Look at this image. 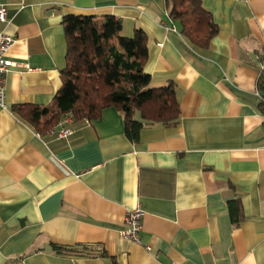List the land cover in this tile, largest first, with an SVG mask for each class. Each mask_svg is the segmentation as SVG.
I'll list each match as a JSON object with an SVG mask.
<instances>
[{
    "label": "crops",
    "instance_id": "crops-1",
    "mask_svg": "<svg viewBox=\"0 0 264 264\" xmlns=\"http://www.w3.org/2000/svg\"><path fill=\"white\" fill-rule=\"evenodd\" d=\"M1 4L15 64L0 106V264H264V114L255 92L264 0H202L218 26L207 46L182 34L166 0ZM68 12L113 14L124 34L145 30L144 71L153 85L176 84V124L145 125L132 141L106 106L58 139L11 109L46 104L61 85ZM136 205L140 242L119 234Z\"/></svg>",
    "mask_w": 264,
    "mask_h": 264
},
{
    "label": "trees",
    "instance_id": "trees-1",
    "mask_svg": "<svg viewBox=\"0 0 264 264\" xmlns=\"http://www.w3.org/2000/svg\"><path fill=\"white\" fill-rule=\"evenodd\" d=\"M168 14L181 22V32L198 46H207L218 26L202 0H166ZM66 39L61 85L46 104L11 106L40 135L67 113L73 121L97 118L106 106L121 114L125 135L137 141L148 124L174 125L180 117L176 84L153 85L144 71L147 33L135 27L124 34L121 18L113 14L68 12L61 19ZM237 217H235L236 219ZM61 251L67 246L53 244Z\"/></svg>",
    "mask_w": 264,
    "mask_h": 264
},
{
    "label": "built area",
    "instance_id": "built-area-1",
    "mask_svg": "<svg viewBox=\"0 0 264 264\" xmlns=\"http://www.w3.org/2000/svg\"><path fill=\"white\" fill-rule=\"evenodd\" d=\"M6 9L3 4L0 5V21L6 20ZM15 41V36L0 30V106L6 107L5 102V80L6 74L10 67L15 62L6 56V52L12 43ZM259 65L256 74L255 92L258 98V105L264 114V54H258ZM87 121V119L85 120ZM73 116L67 113L62 116L59 121L49 130L48 134L58 139H67L73 132L71 123ZM144 214V209L140 205L127 210L122 228L119 230L121 236L127 237L135 242H140V227L141 218Z\"/></svg>",
    "mask_w": 264,
    "mask_h": 264
}]
</instances>
